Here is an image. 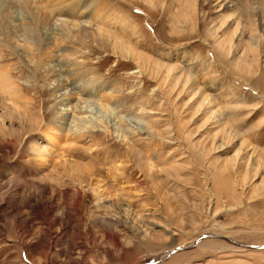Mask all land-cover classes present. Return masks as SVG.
Here are the masks:
<instances>
[{
	"label": "rangeland",
	"instance_id": "obj_1",
	"mask_svg": "<svg viewBox=\"0 0 264 264\" xmlns=\"http://www.w3.org/2000/svg\"><path fill=\"white\" fill-rule=\"evenodd\" d=\"M255 1L20 0L3 14L34 32L11 39L1 19L0 64L28 99L16 111L0 95V264H146L202 234L264 245V37L256 49L228 18ZM101 27L142 59L98 45ZM33 144L70 167L37 163ZM161 264H264V249L208 238Z\"/></svg>",
	"mask_w": 264,
	"mask_h": 264
},
{
	"label": "bare ground",
	"instance_id": "obj_2",
	"mask_svg": "<svg viewBox=\"0 0 264 264\" xmlns=\"http://www.w3.org/2000/svg\"><path fill=\"white\" fill-rule=\"evenodd\" d=\"M50 1V0H49ZM130 1V0H129ZM174 1V0H172ZM182 5L184 6H188L190 5L191 3L193 2H197V0H178ZM252 2V1H251ZM172 3V2H171ZM261 0H256L255 3H250L248 4L247 6V9H249L250 13H248L246 11V8H243V11L240 13V14H232L231 16H228V18H233V22L235 23V28L233 30V33L235 34L236 32H238L239 30L242 32H248L250 33V40L248 42H250V45L252 46H255V48H259V44L261 42V40L263 39L264 35H261L259 39H256L254 38V33L255 31L257 30V26H259V23H261V26L264 27V5L261 4ZM220 6L223 7V9L225 10V7L228 8V9H231L232 7L235 9V4L232 2V0H220ZM49 7L51 5V2H49ZM78 5V3H77ZM254 5H256V7H254ZM47 6V5H46ZM155 6V5H153ZM15 7H21L20 6V0H0V30L1 28L5 25V31H4V35H6V37H10L11 39H14L15 37H17L18 34H20V37H23L24 39V43H28L27 39H29L27 37L28 34L32 33L33 34V30H31L29 27H27V25H20V24H17L16 23V20L14 22L13 19H15L13 17L10 16V18H3V14L10 10L11 9H14ZM91 7L90 6H84L82 8L83 11H86L88 12L87 10ZM22 8V7H21ZM16 9V8H15ZM91 9V8H90ZM259 10L260 11V15L258 16L256 14V11ZM86 12H83L84 14ZM34 13V12H33ZM83 13H81L80 15L82 16ZM66 14L68 13H65L63 11H60V12H57V16L58 17H64L66 16ZM249 14L251 15L249 17ZM8 15V14H7ZM85 16V15H84ZM79 17V15L77 16ZM106 18V17H105ZM228 18H225L223 21H225L226 19ZM1 19L2 21L6 20L5 24L2 26L1 25ZM106 20V19H105ZM29 21L33 22V24H37L36 22L34 23V20L33 18H29ZM58 21V20H57ZM39 22V21H38ZM73 22V21H71ZM8 23V24H7ZM63 23V22H61ZM86 23V22H85ZM87 24V23H86ZM7 26V27H6ZM75 27V26H74ZM4 28V27H3ZM264 29V28H263ZM66 30V29H65ZM252 30V31H251ZM251 31V32H250ZM1 32V31H0ZM23 33V34H22ZM257 33V32H256ZM64 36L62 35L61 36V40H67L69 39V33L68 31L66 33H63ZM95 37L97 36L99 39L103 38L102 40H99V44L98 45H101L102 47L106 48V47H110L111 48V51L119 56L120 58H131L133 60H139V59H142V55L140 53H138L136 50H133L132 47H130L126 41L122 38V37H115V36H111L109 35L110 33H108L107 30H104L101 28H97L96 29V33H95ZM240 34V33H239ZM245 34V33H244ZM264 34V33H263ZM0 35L2 36V33H0ZM50 38H47L44 43L39 46V49L41 50V52H43L46 47H48V45H50L49 43V40ZM110 39V40H109ZM31 40H33V38H31ZM101 42V44H100ZM4 43L3 42H0V61H1V57H2V52H1V49H4ZM7 46V45H6ZM8 50V49H7ZM47 51V50H46ZM44 55V53L42 54ZM42 55L39 54V56L41 57ZM29 57V56H27ZM62 57V56H61ZM29 61L31 62L30 58H29ZM63 61V60H62ZM63 62H58L57 61V66H60L61 67V70L62 68H66V63H63ZM64 66V67H63ZM12 66H9V65H2L0 64V95H6L9 100H11V106L14 107L13 109L18 111L19 107H17V102L16 101H20V98L22 99H26L27 97L25 96V90L19 86L18 84H16L14 81H13V78H12ZM68 74V73H67ZM57 76V79L55 80L56 82V85L50 89V91H52V95L54 96V98L58 99L60 97H63L60 93V91L62 90L61 86H63L61 83H59V80L58 78L61 77V73H58ZM55 76V77H56ZM60 79V78H59ZM78 80V79H77ZM54 82V83H55ZM76 82V81H75ZM90 83V82H89ZM82 85V86H81ZM79 85V87L77 86H74V84H69V85H66L64 86V88H66L68 90V88L70 86H73V89H76L77 91H81L83 93L84 96H87V98H90L94 95V93L89 90V87L85 84H81ZM85 85V86H84ZM52 86V85H51ZM63 88V89H64ZM33 89V88H31ZM78 93V92H77ZM59 94V96H57ZM25 97V98H24ZM28 99V98H27ZM88 100H86L87 102ZM23 102V101H22ZM94 102V101H93ZM103 102V101H102ZM28 104V103H27ZM79 107V106H77ZM76 107V108H77ZM101 107V106H100ZM75 108V107H74ZM102 109V107H101ZM107 109V107H106ZM77 111V110H76ZM65 115V114H64ZM30 116V115H29ZM4 119V118H3ZM66 118L64 116H62L61 120H65ZM60 120V119H59ZM129 121V120H128ZM61 122V121H60ZM99 123V122H98ZM3 124V123H2ZM59 124V123H58ZM61 124V123H60ZM143 124V123H142ZM60 127V126H59ZM78 129V128H76ZM79 130V129H78ZM81 130V129H80ZM51 131V130H50ZM75 131V130H74ZM79 132V131H78ZM80 138V137H79ZM50 144V142H49ZM31 149L36 157V161L37 163H44L47 162L46 160L49 158L51 159V156H53L55 158V161L57 160V162L59 164H62L64 166H68L70 163L69 161H67V159L64 157V152L61 151V153H57L55 151H52V148H50L49 146H46V147H43V148H39L37 147V145H31ZM55 162V163H57ZM70 167V166H68ZM150 169L152 168L151 166L149 167ZM74 169V168H72ZM219 236V235H216V237ZM222 237V236H220ZM212 237H210L211 239ZM222 238H225V237H222ZM208 239V238H206ZM212 239H217V238H212ZM227 240H230L228 238H225ZM204 240V239H202ZM200 240L196 246L202 241ZM218 240H222V239H218ZM224 241V240H222ZM232 241V240H231ZM195 242V241H194ZM226 242V241H224ZM234 242V241H233ZM193 243V242H192ZM190 243L189 246H183V247H177V248H172L171 251L167 252L165 255H163V257H159L157 260H160V259H163L168 253H170L169 257L174 254V253H178V252H182V251H187L188 249H191L192 245H194V243L192 244ZM228 243V242H226ZM230 245H233L235 247H238V248H243V249H246L242 246H244L243 244H240V243H237V242H234V243H229ZM235 244H238V245H241V246H238V245H235ZM195 246V247H196ZM247 246H263V245H247ZM186 247V248H185ZM190 247V248H189ZM193 247V248H195ZM180 248V251H175V249H178ZM192 248V249H193ZM249 250V249H247ZM262 250V249H261ZM253 251H258V250H253ZM156 261V260H154Z\"/></svg>",
	"mask_w": 264,
	"mask_h": 264
},
{
	"label": "water",
	"instance_id": "obj_3",
	"mask_svg": "<svg viewBox=\"0 0 264 264\" xmlns=\"http://www.w3.org/2000/svg\"><path fill=\"white\" fill-rule=\"evenodd\" d=\"M210 237H212V238H217V239H222V240H224V241H226V242H228V243H234L233 241H231V240H227V239L222 238V237H220V236H217V237H216L215 235H205V234H202L200 237H198V238L195 240L194 245L192 246V248L195 247L196 244H197L200 240H202V239H206V238H210ZM235 245H238V244H235ZM238 246H241V245H238ZM242 247H244V248H246V249H249V250H261V249H264V245H263V246H247V245H244V246H242ZM175 251H176V252H177V251H180V248L175 249ZM169 255H170V253H168L163 259L156 260V261L152 260V261H150V262H148V263H146V264H161V263H164L165 261H167V260L169 259Z\"/></svg>",
	"mask_w": 264,
	"mask_h": 264
}]
</instances>
